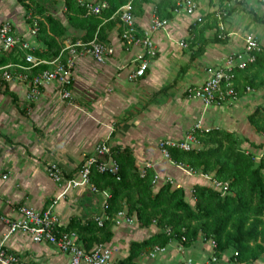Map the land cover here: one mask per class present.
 <instances>
[{
  "label": "crops",
  "instance_id": "1",
  "mask_svg": "<svg viewBox=\"0 0 264 264\" xmlns=\"http://www.w3.org/2000/svg\"><path fill=\"white\" fill-rule=\"evenodd\" d=\"M55 1L51 15L66 28L63 40H82L85 30L70 26L60 9L62 0ZM158 1L144 4L142 15L135 14L139 28L149 27ZM198 1L200 8L195 15L180 13L174 16L171 13L166 30L152 33L156 55L150 60L145 75L135 81H129L127 74L136 49L124 48L119 38V22H116L107 31L105 41L116 50L113 61L100 64L90 57L77 61L71 85L74 96L72 103L58 97L55 84L43 88L42 96L34 104H26V87L23 84L11 83L0 91V173L8 174L6 180L0 181V243L6 252L26 264H70L69 256L52 244L34 242L30 235L19 231L8 234L7 220L18 219L17 207L20 205L43 210L54 200L56 203L52 211L65 226L71 220L81 224L102 215L100 193H93L88 187L81 186L56 199L61 188L46 172L48 164L57 162L68 173H74L83 158L102 139L119 148L131 149L138 169L143 166L138 162H148L154 176L161 180L173 178L180 183L190 203L194 202V184L210 185L198 173L187 174L177 164L162 157L158 149L160 140L182 139L200 121L202 129L220 127L241 134L249 141H262L249 125L247 115L258 105L256 101L264 98V88L244 91L236 100L212 104L207 108L199 100L188 98L187 90L202 84L210 69L221 64L228 53L240 50L246 33L255 35L264 48V6L256 0H245L230 8L224 19V33H231L227 41L209 43L202 54L191 57L198 47L197 42H193V35L199 33L203 24L209 25L204 31L206 38L219 33L212 17L213 10L221 1ZM49 2L47 5L51 7L53 3L50 5ZM28 12L20 0H0V25L9 21L14 32L32 45L35 54L45 47L36 37L27 34L30 26L26 18ZM200 15L205 17L204 21L195 23L194 20ZM191 29L194 32L191 33ZM181 39H187L186 48L179 46ZM13 57L16 58L15 55ZM18 60L16 58L9 62ZM123 63L129 66L118 70L116 64ZM242 146L254 152L264 151V148L254 149L247 143ZM72 230L78 235L77 243L83 247L79 232ZM160 231L162 229L155 224L140 226L135 218L132 225H113L110 241L100 243L109 246L113 257L120 261L129 254L132 241H142ZM179 243L169 241L161 246L163 251L152 257L149 253L153 247L139 253L133 262L264 264V255L255 262L236 261L233 247L216 254V261H211L212 250L201 235L189 245L180 243V249Z\"/></svg>",
  "mask_w": 264,
  "mask_h": 264
},
{
  "label": "trees",
  "instance_id": "2",
  "mask_svg": "<svg viewBox=\"0 0 264 264\" xmlns=\"http://www.w3.org/2000/svg\"><path fill=\"white\" fill-rule=\"evenodd\" d=\"M48 2L20 0L23 8L30 11L31 16L36 19L35 37L45 47L35 54L51 60L62 49L66 28L51 15V8H54L56 1L51 7L47 5ZM128 2L131 3L134 14L140 16L143 5L152 0H108L109 7L100 14L87 13L77 0H63V15L70 26L85 30L82 40H91L96 34L99 41L105 42L107 31L119 21L117 17L110 16ZM155 7V13L159 17L170 18L175 0H159ZM212 22H215L213 25L219 31L217 20ZM208 26L203 24L199 33L193 35V42H197L198 47L191 57L202 54L209 43L227 41L228 36L225 33L223 37L220 36V31L206 38L204 31ZM192 32L194 29H191ZM16 58L12 54L1 55L0 65ZM50 68L48 64H41L34 73ZM233 82L238 95L246 87L253 90L264 88V50L255 52V60L247 63L245 68L234 71ZM247 121L257 134L264 137V107L257 105L247 115ZM191 132L201 143V148L183 150L170 147V159L195 171L213 173L214 178L227 183V193L222 195L220 190L196 183L193 185L194 202L190 203L186 200L184 188L160 182L154 189L153 170L145 168L141 175L131 149L114 146L112 154L119 165L118 178L93 168L90 171V179L98 191H109L107 218L102 226H98L93 219H88L81 224L71 220L66 227L79 232L83 248L90 250L100 242H109L113 227L111 218L126 208L127 214L134 215L140 226L155 224L162 231L142 241H132L129 254L119 264H134L133 260L139 253L148 251L155 245L163 246L171 240L189 245L199 235L214 239L216 254L233 247L236 251L233 256L241 263L255 262L264 255V153L256 159L254 151L242 146L247 143L254 149L264 148V141L255 143L220 127L193 129Z\"/></svg>",
  "mask_w": 264,
  "mask_h": 264
},
{
  "label": "built area",
  "instance_id": "3",
  "mask_svg": "<svg viewBox=\"0 0 264 264\" xmlns=\"http://www.w3.org/2000/svg\"><path fill=\"white\" fill-rule=\"evenodd\" d=\"M87 13L100 14L109 7L108 0H77ZM245 0H222L218 7L213 10V17L217 20L220 36L224 35V19L228 16V10L235 5L243 3ZM264 6V0H256ZM60 9L64 10L63 0ZM200 8L198 0H175V8L172 15L184 13L187 15H195ZM31 13L28 12L26 18L30 19V26L27 29L29 36L35 37L37 31V21ZM118 18L120 33L119 38L126 50L136 49L133 58L130 60L132 65L129 68L127 79L135 81L145 75L150 60L155 57L157 49L152 38V33L159 30H166L170 18L159 17L157 14L150 18L149 27L147 29L139 28L136 16L133 12L131 3H125L116 10L110 18ZM204 16L200 15L194 20L195 23L204 21ZM231 33H225L229 36ZM242 47L240 50L228 53L223 62L214 68H211L208 76L197 87L187 90V97L199 100L204 108L212 104H218L227 100H236L238 95L234 86V71L245 68L247 63L255 60V52L262 51L264 48L260 45L257 37L252 33H246L242 38ZM179 46L186 48L188 46L187 39H181ZM32 45L20 35L14 32V27L9 21H4L0 25V56L1 55H17L19 59L16 62H8L0 65V91L11 83H20L25 85V100L33 102L42 96L43 88L50 84L56 85L58 97L69 103L73 102L72 93L73 69L78 60L84 57H90L95 62L111 63L113 61L116 50L113 45L99 41L96 34L89 41L82 40H64L62 49L58 56L48 60L40 58L34 54ZM41 64H48L50 69L37 71L36 67ZM128 63L116 64L118 70H124L128 67ZM250 87H246L245 92L252 91ZM193 129H202L200 121L196 122ZM191 130V131H192ZM189 132L182 139L165 138L158 142V149L162 157L172 161L169 156L168 149L176 147L183 150L199 149L201 143L196 136ZM110 143L101 142L95 145L93 151L83 158L79 167L74 173H68L62 165L57 162H51L46 168L48 177L61 188V192L56 197H63L69 190L86 186L93 193H100L102 196V215L95 216L94 221L98 226H102L104 219L107 218L106 210L108 208L107 199L110 196L108 190L98 191L94 183L90 179L91 169L98 172H108L116 175L118 178L119 165L112 154ZM173 162V161H172ZM139 165H143L139 171L143 175L145 168L150 167V163L141 161ZM176 164L175 162H173ZM187 174L198 173L201 178L215 190H220L222 195L226 194L227 183H222L213 177V173H204L195 171L184 164H177ZM8 178L7 173H0V181ZM161 182L169 183L175 188H181L182 185L173 178H165L161 180L157 175L152 179L153 188ZM56 200L52 201L45 209L37 210L27 205L17 207L19 214L16 220H7L8 234L19 231L30 235L34 242H46L56 246V248L69 256L70 264H119V260L113 257L109 246L103 243L96 244L90 250H86L77 243L78 235L75 230L67 229L57 214L53 213L52 207ZM114 226L123 224L132 225L135 223V217L127 214L126 208L118 211L111 218ZM6 235L5 237H7ZM207 241L212 252L211 261H216V242L212 238H204ZM184 240V237H182ZM180 245V243H179ZM181 248V245L179 249ZM161 246H154L149 253L155 256L157 252L163 251ZM236 254V252L234 253ZM0 264H26L17 256L6 252L0 243Z\"/></svg>",
  "mask_w": 264,
  "mask_h": 264
},
{
  "label": "rangeland",
  "instance_id": "4",
  "mask_svg": "<svg viewBox=\"0 0 264 264\" xmlns=\"http://www.w3.org/2000/svg\"><path fill=\"white\" fill-rule=\"evenodd\" d=\"M18 25H19V24H18ZM250 29H251V31L253 30V28H250ZM37 100H38V99H37ZM37 100H36V101H33V102H27V101H26V104H27V103H28V104H31V103L34 104V103L37 102ZM256 102L258 103L259 106L264 107V98H263V99H260V101L257 100ZM74 104H75V102H74ZM77 105H78V104H77ZM79 106H80V105H79ZM76 109H77V108H76ZM107 128L109 129L110 126H107ZM236 134H237V133H236ZM237 135H238V137H243L241 134H237ZM240 135H241V136H240ZM261 140L264 141V137H263V136H261ZM101 142L109 143L108 140L105 141V140L102 139V140L98 141L96 144L101 143ZM260 142H261V141H260ZM94 147H95V145H94ZM92 149H94V148H92ZM250 150H251V149H250ZM92 151H93V150H92ZM92 151H91V152H92ZM262 151H263V150L255 151V153H256V157H257L256 159H258L259 156H261V155L264 153V151H263V152H262ZM91 152H90V153H91ZM90 153H88V155H89Z\"/></svg>",
  "mask_w": 264,
  "mask_h": 264
},
{
  "label": "flooded vegetation",
  "instance_id": "5",
  "mask_svg": "<svg viewBox=\"0 0 264 264\" xmlns=\"http://www.w3.org/2000/svg\"><path fill=\"white\" fill-rule=\"evenodd\" d=\"M55 0H50L49 4L52 5V3L54 2Z\"/></svg>",
  "mask_w": 264,
  "mask_h": 264
}]
</instances>
